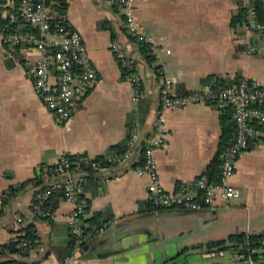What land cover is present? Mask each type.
Returning <instances> with one entry per match:
<instances>
[{
    "label": "crops",
    "instance_id": "obj_1",
    "mask_svg": "<svg viewBox=\"0 0 264 264\" xmlns=\"http://www.w3.org/2000/svg\"><path fill=\"white\" fill-rule=\"evenodd\" d=\"M241 3L135 0L140 28L170 49L149 62L128 37L121 13L106 0H67L65 17L81 32L97 80L64 123L46 108L27 74V62L37 58V50L25 44L6 45L0 36V243L18 236L20 226L28 223L36 235L25 255H13L17 262L5 263L6 257L0 256V264H216L235 261L236 256L225 251L206 257L208 241L234 232H264V124L257 126L230 178L240 189L239 196L217 199L213 206L156 207L148 198L147 177L134 171L107 181L101 173L91 176L82 193L84 221L116 217L117 222L88 239L87 250L83 245L70 262L63 260L72 243L71 205L59 199L48 218L36 216L31 207L41 168L55 163L59 154H105L115 146L125 147L133 130L144 142L152 134L165 78L173 79L176 91L199 88L215 77L247 76L264 84V37L257 51L247 54L244 21L232 24ZM101 21L111 25L114 37L109 28L99 26ZM113 42L135 61L143 88L139 102L132 100L131 83L111 49ZM220 114L216 105L204 103L166 111L165 141L155 150V159L167 190L202 174L217 154ZM26 180L14 196L8 195L11 185ZM196 244L203 246L192 247Z\"/></svg>",
    "mask_w": 264,
    "mask_h": 264
},
{
    "label": "built area",
    "instance_id": "obj_2",
    "mask_svg": "<svg viewBox=\"0 0 264 264\" xmlns=\"http://www.w3.org/2000/svg\"><path fill=\"white\" fill-rule=\"evenodd\" d=\"M106 1L121 13L124 29L135 43H147L149 51L155 56L170 52L169 48L157 43L140 28L134 15L135 0ZM241 6L248 33L243 50L253 54L258 49L259 40L264 37V0H242ZM53 18L50 0H0L2 41L9 46L25 44L37 50V58L27 62V74L46 108L57 122L64 123L95 84L97 74L81 32L71 24L67 27L53 24ZM111 49L127 70L124 76L131 83L132 100L139 102L143 89L140 88L141 78L134 59L117 42L111 44ZM172 85V78H165L160 85L152 134L144 144L140 142L137 131L133 130L121 151L101 155L63 152L55 163L41 168L40 181L35 187L33 213L39 217L52 216L53 210L45 204L54 191H59L60 199L71 205L68 225L72 243L64 263L74 259L88 239L117 222L116 217L108 218L101 224L84 221L86 204L82 193L84 185L93 175L103 174V181L128 171L146 176L148 198L156 207L181 206L197 210L213 206L217 199L229 200L239 196L240 189L230 183V178L240 154L256 135L257 126L264 124V84L241 76L231 83L210 82L185 92L174 90ZM193 103L214 104L219 110L232 109L235 134L221 153L218 180H209L205 174H199L185 180L176 190H167L160 181L155 159V150L165 141L166 111ZM139 156H142V163L134 165ZM17 221L20 222L21 218ZM23 227L20 226L19 234L25 233ZM21 245L23 249L29 248L26 240ZM224 253L223 250L209 251L205 255L215 258ZM235 260H238L237 256ZM245 261L252 262L251 259Z\"/></svg>",
    "mask_w": 264,
    "mask_h": 264
},
{
    "label": "trees",
    "instance_id": "obj_3",
    "mask_svg": "<svg viewBox=\"0 0 264 264\" xmlns=\"http://www.w3.org/2000/svg\"><path fill=\"white\" fill-rule=\"evenodd\" d=\"M237 3H241L242 0H235ZM50 7L51 11L54 15L53 24H57L58 26L62 25L67 27L68 21L65 17L66 7H67V0H50ZM244 19V8L240 6L237 14L232 17V24L236 25L237 23H241ZM99 26L106 27L111 30V34L114 37L115 33L113 28L110 24L105 21H101ZM131 40L135 41L133 37H129ZM137 45L141 48L142 52L146 55V58L149 62L154 61L155 55L149 51L148 44L145 42H136ZM123 75L127 72L125 68L122 66ZM240 77L235 78H222V77H215L213 82L216 83H231L238 80ZM140 88H142V83L140 84ZM178 91L185 92L184 89L178 88ZM220 122H221V136H220V144L219 150L217 154L210 160V162L205 167L202 174H205L209 180H218L220 169H221V153L226 145H228L235 134V123L233 119V112L232 109L226 108L221 110L220 114ZM144 144V142H142ZM124 147L122 146H115L113 147L112 151H121ZM142 163V156H139V159L134 162V165H139ZM39 174L37 177L36 184L39 183ZM27 180L21 182V184L17 186L11 185L9 187V196H14L19 190H21ZM61 193L59 191H54L52 195L49 197V200L46 202L45 206L50 208L51 210H55L58 205V201L60 199ZM6 198H4L3 203L6 202ZM34 197L31 203V207H33ZM39 217V216H38ZM50 216H41V218H48ZM93 222L96 224H101L103 221H97L93 218ZM105 221V220H104ZM25 233L19 234L15 236L10 241L5 243H0V256H5V263H13L17 262L14 254L25 255L27 253V249L22 248V242L24 240L28 241L29 247L34 243L36 239L35 230L33 224L28 223L24 227ZM202 244H196L192 247L200 248ZM205 249L207 252L215 251L218 252L220 250L227 251L234 256H237L238 260H248L251 259L254 262H258L264 264V232L262 233H253V232H234L227 235V237L222 239L210 240L205 244ZM71 248V247H70ZM186 249H184L185 251ZM184 253V252H183ZM177 258V256L175 257ZM1 263V261H0Z\"/></svg>",
    "mask_w": 264,
    "mask_h": 264
},
{
    "label": "water",
    "instance_id": "obj_4",
    "mask_svg": "<svg viewBox=\"0 0 264 264\" xmlns=\"http://www.w3.org/2000/svg\"><path fill=\"white\" fill-rule=\"evenodd\" d=\"M82 249L87 250V245H84ZM96 255H100V254L97 253ZM216 264H261V263L254 262V261L249 263L245 260H235V261H231V262H221V263H216Z\"/></svg>",
    "mask_w": 264,
    "mask_h": 264
}]
</instances>
